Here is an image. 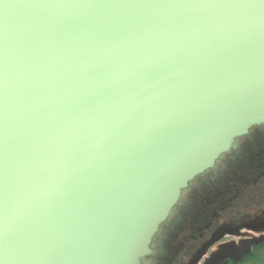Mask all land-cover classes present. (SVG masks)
I'll return each instance as SVG.
<instances>
[{"label": "water", "instance_id": "obj_1", "mask_svg": "<svg viewBox=\"0 0 264 264\" xmlns=\"http://www.w3.org/2000/svg\"><path fill=\"white\" fill-rule=\"evenodd\" d=\"M262 125L260 0H0V264H143Z\"/></svg>", "mask_w": 264, "mask_h": 264}, {"label": "flooded vegetation", "instance_id": "obj_2", "mask_svg": "<svg viewBox=\"0 0 264 264\" xmlns=\"http://www.w3.org/2000/svg\"><path fill=\"white\" fill-rule=\"evenodd\" d=\"M143 264H264V125L195 178Z\"/></svg>", "mask_w": 264, "mask_h": 264}, {"label": "snow or ice", "instance_id": "obj_3", "mask_svg": "<svg viewBox=\"0 0 264 264\" xmlns=\"http://www.w3.org/2000/svg\"><path fill=\"white\" fill-rule=\"evenodd\" d=\"M261 6H264V0H260Z\"/></svg>", "mask_w": 264, "mask_h": 264}]
</instances>
